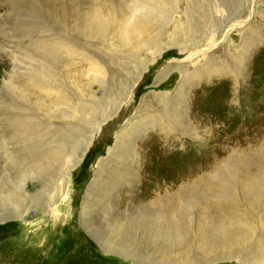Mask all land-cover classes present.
Instances as JSON below:
<instances>
[{"label":"rangeland","instance_id":"1","mask_svg":"<svg viewBox=\"0 0 264 264\" xmlns=\"http://www.w3.org/2000/svg\"><path fill=\"white\" fill-rule=\"evenodd\" d=\"M107 1L121 25L150 20L153 45L123 44L120 26L92 21L90 0H0V188L11 176L18 180L20 168L14 175L11 171L27 133L36 136L34 141L68 149L101 118L96 115L99 106L110 96L104 93L107 87L101 89L87 78L84 71L89 66L82 58H93L122 85L139 72L156 46L167 48L148 65L132 105L101 125L83 161L69 175L55 166L48 180L26 182L30 200L21 210L26 222L9 217L0 222V264H139L100 248V232L112 228L107 219L115 208L116 222L126 229L124 245L118 250L141 254L146 260L153 256L151 264H264V0ZM157 1H167L170 13H163ZM196 8L202 14H196ZM184 11L194 12L197 32L175 35L179 38L172 40L169 32L175 31ZM57 45L68 49L63 59H53ZM196 51L201 55L187 62ZM184 63L189 67L185 69ZM69 67L86 79L87 86L93 84L92 93L75 87L67 77ZM25 83L50 91L44 108L26 99ZM158 93L174 99L171 107L180 119L175 130L166 134L173 143L165 149L162 144L155 146L151 157L143 146L155 135L148 128L153 112L143 101L156 100L151 95ZM167 119L173 121L171 116ZM140 122L148 132L137 128L134 135ZM130 133V149L136 147L139 162L130 168L131 175L123 177L124 184L108 183V157L123 135ZM149 156L152 163L145 166ZM40 157L30 166L40 164ZM235 170L241 172L237 177L231 174ZM132 175L135 181L130 183ZM93 179L102 188L88 191ZM132 184L135 194L152 196L145 203L155 201L154 210L160 199L168 210L137 208L138 201L130 210L126 201L131 199ZM117 193V204L111 205L109 200ZM40 202L43 207L38 210ZM52 204L57 220L49 223L47 206ZM85 206L90 209L83 210ZM4 210L0 198L1 216ZM225 232L232 243L222 246L218 237Z\"/></svg>","mask_w":264,"mask_h":264},{"label":"bare ground","instance_id":"2","mask_svg":"<svg viewBox=\"0 0 264 264\" xmlns=\"http://www.w3.org/2000/svg\"><path fill=\"white\" fill-rule=\"evenodd\" d=\"M90 1H91L90 8H92V9L89 11L88 14H91L94 18L103 19L101 21V20L93 18L92 21L95 23L100 22V24H108V25L115 26V27L120 26V29L118 30L119 31L118 35H119L122 43L124 42L126 45L129 42L130 44L134 45V47L136 46V48L149 47L150 45L151 46L153 45L152 44L153 38L149 32L150 31V25H149L150 20L144 21V19L143 20L138 19V20H132L129 22L125 21L124 23H122L123 25H121V23H119V21H117V22L115 21L117 12L114 11L110 2H108L107 0H90ZM163 1H165V0H163ZM163 1L155 2V5L159 4L158 8L160 10H162L163 13H165V12L170 13L168 11L169 8L166 7V5H165V3L167 1L165 3ZM84 2L86 3V0H84ZM88 5H89V3H88ZM190 10H191V8H189V11ZM189 11L181 12L182 17L180 19L176 20V25H174L175 28L172 26L175 30L172 33L169 32V34H172V36H171L172 40H175V38L178 39L179 38V37H177L178 35L182 36L183 34H187V33L189 34L192 32H195V33L197 32L196 30L198 29L199 24H197L196 20L194 19V18H196V16H195L194 12L189 13ZM195 11H197L196 14H202L200 9H198V8H196ZM118 15L121 16L120 14H118ZM130 18H132V17H130ZM120 22H122V21H120ZM182 22H184L183 26L181 25ZM241 24H243V23H240L238 25H241ZM178 27H180V28H178ZM179 30H181V31H179ZM176 31H178V33H175ZM175 35H177V36H175ZM180 38L183 39V37H180ZM129 43L127 45H129ZM153 47H155V46H153ZM208 47H210V46H208ZM155 48H156V50L152 54L149 55V57L147 59L148 61H146V62L144 61L143 65L139 69V72L136 73L132 77V79L129 78L127 81L128 83H124L122 85L120 84L121 80H118L115 82L114 81L115 79L112 77L113 76L112 73L109 70H107V68L101 67L98 63L95 62V60L93 58H91V57L82 58L84 60V61H82V63L86 62V64L88 63V66H89V68L86 69V71H84V72H86V75H88L87 78L93 79L95 81V83L99 84V87L101 86V89H104L105 87H107V91H104V93L109 94V96H110L104 100L105 101L104 106H99L100 110L96 115H97V117H101V118L98 119L94 123L93 128L92 127L90 128V132L86 136L82 137L80 140H77L76 142L73 143L74 146L69 144L68 149H63L64 147H61V146H56V147L54 145L48 146L49 143H53V142H45L44 141L42 143L40 141H34V139H36V136L32 138V133L26 134V136L24 137L23 142L21 144L22 145L21 149L19 150L20 155L18 157H16L17 159L15 158L16 162L14 163V167L11 171V173L14 175L16 168L17 167L20 168V171L17 173L18 180L14 181L12 176H11L10 181H8L6 186L0 188V190L3 193L2 194L3 196L0 198L3 201V203L5 204V208L7 209V211L4 210L5 212L2 214V216L0 215V222L3 221L6 217L14 218L16 220L26 222L24 216L22 215L23 213H21V210L24 207L25 200H30V199H26L27 197H30V195L28 194V192H26V189H25L26 182L28 180L34 181V179H36V178H44L46 180L47 178H49V176H51L53 174V172H55V166H57V170L67 171V173L69 175L70 171L77 164H80L83 161L84 152H85L86 148L88 147V145L90 144V142H92L94 140V135L97 132H100L101 125L105 121H108V120L112 119L114 116H116L123 108H129L132 105L131 100L133 99L134 92L137 88V85L140 83L144 74L148 70V65H151V64L153 65L155 62H157V58L161 57L162 54L164 53V51L167 49V48H162L161 46H158V47L156 46ZM55 49H56V50H54L55 52L52 53L58 57V58L53 57V59H55V60L63 59V54L68 50L65 46H62V45H57V47H55ZM70 50H72V49H70ZM70 50H69V52H71ZM59 52H62V53L60 54ZM198 53H199V51H196L194 53V55L190 54V56L186 59V61L188 62L191 59H193V57L201 55V53L200 54H198ZM64 55H66V54H64ZM68 59H69V57H68ZM193 62H195V61H193ZM75 64H77V63H75ZM197 64H199V63H197ZM205 66H207V65H205ZM183 67L184 66H180V68H183ZM186 67L188 68L189 66H186V64H185L184 68L186 69ZM177 68H178V66H177ZM66 70H67L66 71L67 77L70 79V81L75 85V87L80 92L92 93L91 87L93 86V84L92 85L89 84V86H87L86 79L85 80L81 79L76 74V72L73 73L74 69L69 67V68H66ZM104 72H107V77H105V78H104ZM181 73L183 74V72H181ZM123 75H125V74H122V75L119 74L120 77ZM192 76H194V74H192L191 77ZM158 79H159V77H158ZM188 79H189V77H188ZM22 89H23V93L25 94L26 99L28 101H31L33 103V105L37 106L39 109L44 108L46 106V104H48L50 91L48 90L49 93L48 92L46 93L44 91L43 86L36 85L34 87V84L29 85V83H25V85H23ZM200 89L202 90V88H200ZM202 91H204V90H202ZM151 96H154L156 98V100H149V101L144 100L143 101V104H145L144 106L149 109L148 111L153 112V114H152L153 118L149 122L148 128L155 135H153L151 138H149V140L145 143L144 146L142 145L144 150H146L145 148H147L148 151H146V152H149L150 153L149 155H151L155 146H159V144L160 145L162 144L164 146L163 149H165L166 146L173 143V138H171V140L169 141L166 134L171 133L175 130V125L178 124V120L180 119L179 116L177 117L176 109L174 107H171V104L174 103L175 101L167 93H165V94L158 93V94H154ZM93 103L96 104V102H94V101H91L90 104H93ZM188 111L186 113H188ZM69 116H70V114L68 115V117ZM111 116H113V117H111ZM167 116H171L173 118V121L168 120ZM139 125H141V126L140 127L136 126L135 132H133L134 135L138 134L136 132L138 130L137 128H139V130L148 132V130H145L143 123L140 122ZM124 137H125V135H123V139H121V140H119L120 138L117 139V141L118 140L119 141L117 142V144L114 147L115 151L111 153L112 155L110 154L111 157L110 158L108 157V161L105 164V166L107 167V172L105 175L109 176L108 183L112 182V184L114 183L116 185L124 184L123 179L126 178V175L128 173L131 175L130 168L131 167L135 168V166H132V165H134V164L137 165L139 162V156H138V154H136V151H135L136 147L134 146V148L130 149V146H131V144H130L131 138L130 137H132V133L127 134V137H125V138ZM121 141H124V142H121ZM75 146L77 148H75ZM140 148H142L141 145L138 149L140 150ZM75 149H76V152H74ZM41 154L44 158L42 161H41V157H40ZM143 154H145V153H143ZM38 156L40 157L41 163L36 165V166H30V163L33 162L36 159V157H38ZM153 156H154V154L151 155V157H153ZM151 157L149 156L147 159L145 158V160H146L145 166L147 164L152 163ZM155 159H157V155H156ZM53 162H55L56 164H53ZM27 164H28V169H23V167ZM101 167H103V166H101ZM240 173L241 172H238V170L231 172V174L236 176V177L239 176ZM149 175L150 174L145 173L146 177H148ZM123 177H125V178H123ZM15 178H16V176H15ZM129 180H131V182ZM129 180H128V182H130V183L134 182L135 176L132 175V178ZM101 181H103V183H102V185H103L105 183L104 179L102 178ZM91 183L92 184L88 188V191L89 190L91 191L92 189H94L95 186H98V187L101 186V188H102V185H100L98 182H95L94 179L92 180ZM156 185H159V183L156 182V184L154 186L156 187ZM143 186L145 187V185H143ZM126 189L127 188H125L124 190H126ZM133 190H134V185L131 187V191H130L131 199L126 201L127 206L129 207L130 210L133 209L134 204H136V201L140 202V204L137 206V208L144 207L148 211H155L158 209L157 211L162 212V213L168 210V208H166V207H168V205L166 204V201L161 202L163 199H160L157 201V204L155 206L157 209L154 210V208H152L151 206L154 205L155 201L153 203L152 202H149L147 204L145 203L148 201V199H150L152 197L151 195L148 194V192L147 193L145 192L146 194H144V195L143 194L139 195V194H135V192ZM122 191H123V189H122ZM113 193H115V192H113ZM153 193L154 192L152 191V194ZM116 195L118 196V193L115 194V196H113V195L111 196V198L109 200V203L111 205H112V203H114V201H115V204H117L116 201H118V200L116 198ZM40 206L43 207L41 202L37 204L38 210L42 209ZM47 207L50 209L48 217H47L48 222L51 223L53 221H56L57 220V215H56L57 213H56V209H53V204L48 205ZM87 208L90 209V207L85 206L83 208V210L86 211ZM115 209H118V208H115ZM115 209L113 210L114 211L113 214H110V217L107 219V222H108L107 226H110L112 228L108 231L102 230L100 232L99 236H101V238H99V239L102 242V244L100 245V248L104 252H106V254L114 252L118 256H122L123 258L133 259L134 262L139 263V264L150 263L151 260L154 258L153 256H151L148 260H146L144 257H142L143 255H141V254H137V253L128 254L129 252L126 253V252H122V251L118 250V249H121L124 245L122 243L126 239L125 238L126 229H123V226L119 225L116 222V220L118 219L119 216L117 213L118 210H115ZM109 211H110V209H109ZM40 213L43 214V212H40ZM144 214H146V213H144ZM44 218L45 217H43V219ZM65 222H66V220L63 219L62 223H65ZM84 222L86 223V220H84ZM109 222L110 223L115 222V224L111 226V224ZM156 229H159V228L156 227ZM155 232H156V230H154L153 233H155ZM165 232H166V230H165ZM101 233L103 235H101ZM150 233H152V232L150 231ZM178 236L180 238V235H178ZM106 237H108V238L106 239ZM163 237L167 238L168 237L167 233ZM228 237H230L228 235V232L221 234V236L218 237L219 238L218 239L219 245L225 246L226 244H229L231 242V239H229ZM179 241H180V239H179ZM205 242H203V243H205ZM164 244H165V242H163V245ZM205 244H208V243H205ZM212 246H214V245H212ZM223 249H225V248H223ZM157 260L158 259H154V261H157Z\"/></svg>","mask_w":264,"mask_h":264}]
</instances>
